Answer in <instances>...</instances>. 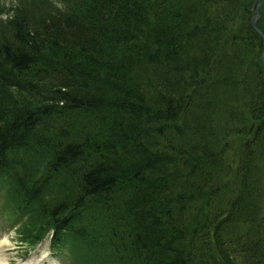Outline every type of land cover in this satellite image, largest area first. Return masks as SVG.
Returning a JSON list of instances; mask_svg holds the SVG:
<instances>
[{
	"label": "trees",
	"instance_id": "obj_1",
	"mask_svg": "<svg viewBox=\"0 0 264 264\" xmlns=\"http://www.w3.org/2000/svg\"><path fill=\"white\" fill-rule=\"evenodd\" d=\"M254 2L21 4L0 21V176L12 195L79 248L111 254L91 264H264ZM53 176L66 185L54 190Z\"/></svg>",
	"mask_w": 264,
	"mask_h": 264
},
{
	"label": "rangeland",
	"instance_id": "obj_2",
	"mask_svg": "<svg viewBox=\"0 0 264 264\" xmlns=\"http://www.w3.org/2000/svg\"><path fill=\"white\" fill-rule=\"evenodd\" d=\"M32 1L33 0H21V1L20 0H0V21L4 20L8 14H11V11H12L11 6H13V4L15 2L17 4H19V3L30 4ZM263 6H264V3L261 7V8H263V10L260 9V15H259V17L262 20L260 21V18H259L258 22L264 21V14H263V18L261 17L262 16L261 13H263V11H264ZM251 17H252V15H251ZM87 121L88 120H85L83 123H81L79 125L81 127V129H79V132H81L87 128V123H86ZM84 124H85V126H84ZM6 191H8L7 188L6 189L0 188V200H1V197L6 193ZM5 205H7L9 207H10V205H14L15 207H17L16 202L13 201V204H12L9 200H7V198H5ZM2 206L3 205L0 204V227H2L5 224V220H6L5 214L1 210ZM42 221H43L42 216L39 213L37 215H33V216H27L26 215L25 217H23V219L19 223V228H18L19 233L16 234L15 232H11L10 234H8V240L9 241H8L7 245L5 246V248L0 252V264H22V263H24V261H21V262H19V261L21 259L25 260V257H23V256L25 253H27V251H28V253H31L33 256L34 253H36V250L40 249V248L33 249V250L27 249L26 248L27 244L19 242L18 240L22 236L25 237V236L35 234L38 231V228L41 225ZM225 249H226V253H227L228 250H227L226 246H225ZM41 252H42V250L40 251V255H41ZM91 252L93 253L92 255H90ZM100 252H103V254H104L103 259H105L106 261L111 259V254L109 252H106V251H103L100 249H97V250H95V252H93L92 249L88 248V246H87V247H85V249H83V261L86 264H91L90 262L92 261L93 258L101 256ZM227 255H228V253H227ZM32 256H30L28 259H30ZM219 257L222 260V256H220L217 253V256L214 255L212 260H217ZM50 260H51V258H49V261ZM233 263L236 264L234 260H233ZM237 264H241L240 261H238Z\"/></svg>",
	"mask_w": 264,
	"mask_h": 264
},
{
	"label": "bare ground",
	"instance_id": "obj_3",
	"mask_svg": "<svg viewBox=\"0 0 264 264\" xmlns=\"http://www.w3.org/2000/svg\"><path fill=\"white\" fill-rule=\"evenodd\" d=\"M263 50H264V44H263V48H262L261 52L259 53V57H260V59H261V62H262V56H263V54H264V51H263ZM164 65L167 67V71H168V72H171L173 69L176 68L175 66H173V67H175V68L172 67L170 61H166V62L164 63ZM165 81L168 82V84H171V83H173L174 80H173L171 77H170V78L167 77V78L165 79ZM46 181H47V182H50V183L53 185L54 190H57V189H59V188H62L63 185H66V184H64V183L62 182V178H60L59 176H53V177H50V178H48Z\"/></svg>",
	"mask_w": 264,
	"mask_h": 264
},
{
	"label": "water",
	"instance_id": "obj_4",
	"mask_svg": "<svg viewBox=\"0 0 264 264\" xmlns=\"http://www.w3.org/2000/svg\"><path fill=\"white\" fill-rule=\"evenodd\" d=\"M263 2H264V0H257V3L254 6L255 7V15L252 17V25H253L254 29H256L257 32L262 36V38L264 40V32L258 27L259 9H260V5H262ZM262 62L264 63V54L262 56Z\"/></svg>",
	"mask_w": 264,
	"mask_h": 264
}]
</instances>
